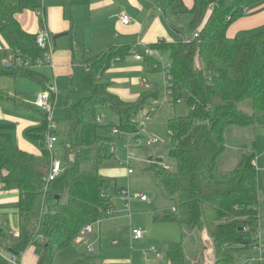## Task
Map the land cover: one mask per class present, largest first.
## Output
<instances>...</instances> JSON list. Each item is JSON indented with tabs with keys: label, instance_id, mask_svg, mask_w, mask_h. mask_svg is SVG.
<instances>
[{
	"label": "trees",
	"instance_id": "1",
	"mask_svg": "<svg viewBox=\"0 0 264 264\" xmlns=\"http://www.w3.org/2000/svg\"><path fill=\"white\" fill-rule=\"evenodd\" d=\"M150 1L178 35L182 33V19L189 16L191 36L143 46H110L74 64L71 80L82 97L72 129L61 144L64 157L57 178L46 181L54 157L44 141L48 132L45 117L40 128L25 133L39 146V155L19 149L11 135L0 132V172L4 173L1 183L16 188L20 230L28 244L43 248L46 264H53L86 226L107 219L113 211L112 198L106 192L107 180L101 171L118 164L114 141L125 135L129 139L141 138V118L137 116L146 106L151 107L152 100L160 98L157 92L147 90L133 101H125L104 81V74L114 62L134 53L141 57L145 72L168 71V104L186 109L185 114L175 112L164 123L170 138L168 157L175 170L164 168L162 161L158 163L152 157L145 167L161 192L174 202V211L156 214L154 223L176 224L181 230V241L167 247L166 259L170 264H199V260L191 259L192 249L186 252L183 243L185 236L197 242L193 237L195 229L210 239L213 264H236L257 240L255 147L244 150L230 171L220 169L219 159L226 151V134L232 127H264V31L244 38L228 35L249 9L263 0H192L190 7L183 0ZM90 3L91 0L64 1L62 15L72 39L76 8ZM41 7L40 0H0V36L14 57L7 64L0 61V77L27 79L46 91V78L34 70L46 50L38 47L36 35L26 33L16 19L23 11H39ZM195 33L197 37H193ZM146 50L167 51L168 66ZM16 59L28 66L17 64ZM246 102L250 109L247 111L241 108ZM102 110L113 113L115 120L104 123ZM72 112L67 107L65 115ZM146 114L152 120L150 110ZM99 116L103 117L101 123L97 122ZM20 246L21 243H11L0 228V264H9L7 258L11 255L19 258L16 249ZM84 261L104 264V257L89 256L71 264Z\"/></svg>",
	"mask_w": 264,
	"mask_h": 264
},
{
	"label": "crops",
	"instance_id": "2",
	"mask_svg": "<svg viewBox=\"0 0 264 264\" xmlns=\"http://www.w3.org/2000/svg\"><path fill=\"white\" fill-rule=\"evenodd\" d=\"M64 1L40 0L42 7L39 11L26 10L16 15L18 23L26 33L36 35L45 32L49 36L51 64L36 66L34 70L46 78V85H53L56 89L58 84L70 86L73 82L71 76L74 64L81 63L110 46L147 45L159 40L175 41L174 31L166 23L162 12L150 0H91L89 6L75 10L72 39L69 35V24L62 15ZM183 2L187 7L192 5V0H183ZM142 11L144 15L138 14ZM138 15H141L142 19H138ZM121 16H127L129 23L122 24ZM261 31H264V0L249 9L244 18L230 28L228 35L244 38ZM55 36L58 37L53 43ZM157 54L159 57V53ZM11 56L9 45L0 36V61L7 64L11 62ZM136 73H141L140 78L134 76ZM145 73L147 72L142 62L131 55L123 61L114 62L103 79L110 84V90L121 99L133 101L140 93L152 88L145 78ZM18 79L0 77V132L11 135L12 139L15 136L16 146L19 149L39 155V149L23 137H26L27 130L40 128L42 124L37 127L36 119L27 120V117L22 115L24 112H20L36 109L33 108V101L28 99L23 101L25 91L18 87ZM143 80L149 84L148 89L144 88ZM258 129L264 130V127H252L256 138V142L253 143L255 147L257 144L259 147L264 146V131L258 132ZM245 148L242 146L234 151L242 153ZM130 150L133 151V148ZM151 154L153 153L142 156L147 158L142 163L143 170L150 157L156 158ZM255 165L256 168H261L258 159ZM3 174L0 172V228L5 233L8 230H15L12 238L19 241L21 231L17 217L18 194L14 186L7 187L1 183ZM101 174L107 180L106 192L113 201L112 213L107 219L91 225V231L85 235L81 234L70 247L60 252L53 264H71L79 259L100 255L104 257V264H170L166 259L167 247L176 241L175 239L171 241V236L163 226L168 224H156L153 221L156 214L164 212L161 194L158 199L154 195L145 196L144 193V198H139L140 193L136 194L130 183L125 185L134 171L133 174L128 175L127 168L121 167V163L103 169ZM123 180L126 182L121 183ZM124 190H128L130 194L129 211H126L117 199ZM173 209L174 205L171 211ZM140 216L143 218L141 219ZM134 228L143 232L141 239L132 238L131 231ZM15 234L18 235L16 238L13 236ZM179 236L181 240L180 228ZM16 251L20 254L19 260L22 264H45L44 250L40 245L29 244L24 250L16 249ZM80 264L90 263L84 261Z\"/></svg>",
	"mask_w": 264,
	"mask_h": 264
},
{
	"label": "rangeland",
	"instance_id": "3",
	"mask_svg": "<svg viewBox=\"0 0 264 264\" xmlns=\"http://www.w3.org/2000/svg\"><path fill=\"white\" fill-rule=\"evenodd\" d=\"M138 14H143L144 11L139 12ZM138 19H142L141 15H138ZM188 23H189V16H185L182 19V22L180 24L181 27V35L177 34L176 32H173L174 34V40L177 41L179 39L186 40L191 36L188 30ZM168 57L169 54L167 51H163L159 53V59L163 62L164 66H168ZM162 72L155 73V74H148L145 73L146 80L150 83L152 86L150 91L157 92L160 94V98L163 96V88H164V80H163ZM137 78H140L141 73L134 74ZM17 80V79H16ZM18 87L22 88L24 92V98L23 101L26 99L33 101L36 98V95L43 92L42 86L39 84L32 82L27 79H18ZM15 82L13 81V84ZM12 87H14L12 85ZM13 89V88H12ZM57 96L54 98V106H53V113L52 118L53 122L56 125L55 135H56V143L53 145V157L55 160L62 162V159L64 157V152L62 149V141H64L72 129V121L75 116V111L78 107L79 100L81 99L82 95L76 90L74 83L72 82L70 86L68 85H57ZM144 92V91H143ZM38 93V94H37ZM249 102L244 103L241 105V108L244 110H250L248 108ZM31 107V106H30ZM67 107H71L74 112L71 113L70 116L65 115V111ZM32 108V107H31ZM36 109L35 107H33ZM150 110V107L146 106L142 113H139L137 116L138 119L143 117L148 111ZM23 113L22 115H25L27 117V120H30L32 118L37 120L38 126L42 124V120H44L45 114L41 110H28L27 111H20ZM176 112L177 115H183L186 113V109L183 106H177L176 108H173L168 103H164L159 111L157 113H151L152 120L143 130L141 138L138 140L131 139V147L133 148L134 157L132 160H130L129 164L127 165L126 162V151L125 146L127 145V142L130 140L126 135L121 136L120 141H114V145H116V151L115 155L118 159V163H121V167L131 168L134 171V174L130 176V179L123 180L121 183L126 182V186L131 184V187L136 194H143L146 195H154V197H158L161 194V198L164 202V211H171L172 205H174V202L168 197H166L157 185V181L150 176V172H147L146 170H143L144 166L142 163L146 161L145 158H142V156L149 155L150 153L152 156L156 157L155 159L159 158L163 162L162 164L168 166L170 170H175V164L174 162L168 157V150L170 146V138L169 133L165 128V121L167 118L171 117ZM100 115H104V123H108L110 121L115 120V116L113 113L107 110H102L100 112ZM43 118V119H42ZM264 130L258 129V132H263ZM130 137V136H129ZM27 141H30L32 145H34L37 149H39V146L36 142L28 139L27 137H23ZM128 138V139H127ZM131 138V137H130ZM149 138H157L158 143L152 146L146 145V140ZM13 140L15 145H17V142L15 140V136H13ZM142 141V142H139ZM254 142H256L255 134L253 135L252 127L248 128H239V127H232L226 134V151L225 153L220 157L219 159V167L222 171H230L232 170L238 161V157L241 154V152H235L237 148H241L242 146L246 147L244 150H249L254 146ZM237 147V148H236ZM264 146L259 147L258 144L255 147L256 152V159L255 161H259V165L261 168H257L258 171V189H259V241L264 243ZM243 151V150H242ZM240 153V154H239ZM150 155V156H151ZM149 157V156H147ZM237 159V160H236ZM149 166L148 164L146 167ZM143 170V173H142ZM139 196V195H138ZM155 199V200H156ZM65 200V198L62 199V202ZM132 202V199H131ZM124 206V205H123ZM125 209V208H124ZM142 219L143 217L140 216ZM164 228L167 229L169 235L171 236V241H174L175 239L176 244L179 243L180 236H179V226L176 224H168L163 225ZM15 230H8L7 236L11 243H19L21 242V246L18 247L19 250H24L27 245V238L23 231H21V240L17 241L12 238V234ZM193 237L197 239V242L191 241L189 237L185 236V239H183L185 251L192 249V257L191 259L199 260V264H213L214 262V255H213V249L211 245V241L208 238L207 235H202L200 233V230L195 229L193 231ZM188 234V233H186ZM258 237V235L256 236ZM119 241V240H118ZM190 241V242H189ZM172 244H175L172 243ZM171 245V244H169ZM156 246H158L156 244ZM129 247V246H128ZM197 252V255L195 256V253ZM45 256V264H46V255L43 251ZM251 255L252 251L248 250L245 251L242 256L245 255ZM190 258V257H189ZM188 258V260H189ZM246 257H242L237 261V264H240L241 261L243 262ZM54 263V262H53Z\"/></svg>",
	"mask_w": 264,
	"mask_h": 264
},
{
	"label": "built area",
	"instance_id": "4",
	"mask_svg": "<svg viewBox=\"0 0 264 264\" xmlns=\"http://www.w3.org/2000/svg\"><path fill=\"white\" fill-rule=\"evenodd\" d=\"M120 21L122 24H127L129 23V18L127 16H121L120 17ZM193 37H197V34L195 33L193 35ZM36 43L38 45V47L42 50H46L45 53L43 54V59L42 60H38L37 62V66H42L43 64L47 63V64H51V50H50V40H49V36L47 35V33L45 32H40L38 34H36ZM143 46V45H141ZM146 53L148 55L151 56H158V54L154 51L151 50H146ZM134 56L136 58V60H141V57L137 54L134 53ZM10 61H14V57L13 55L10 57ZM15 62L19 65L24 64L22 63V61L20 59H16ZM25 66H28V63L24 64ZM163 80H164V88H163V96L162 98H159L157 100H152L151 101V107H150V112H158L160 107L164 104V103H168V101L170 100V87L171 84L169 83V77H168V71H164L163 73ZM142 84L144 86V88L148 89L149 84L143 80ZM57 94V90L56 87L51 85L48 87V90L43 91L42 93L38 94L33 102V105L36 109L41 110L44 114H45V120L47 121V127H48V132L45 133L44 135V141H45V145L47 147V149L51 152L53 150V145L56 143V135L53 133V131L56 130V125L53 122V118H52V113H53V106H54V102L52 101V99L54 100V98L56 97ZM103 117L99 116L97 118V122L101 123ZM151 118L149 115H145L143 117H141V120L139 121V128L141 130V132L143 133V130L145 128H147L148 124L150 123ZM114 134L116 133V130H114L113 132ZM139 138H137L136 140H138ZM131 142L132 140L130 139L127 142V145L125 146L126 149V164L128 165L130 160L133 159L134 157V152L132 150H130L131 147ZM142 142V141H139ZM146 145L148 146H152L155 145L156 143H158V139L157 138H149L146 140ZM164 168H168L167 166L164 165ZM62 171V167H61V162L57 161L55 159L52 160L51 163V167H50V171L49 174L46 178L47 182H51L53 181L55 178L58 177V175L61 173ZM127 174L131 175L133 174V170L131 168L127 169ZM139 198L143 199L144 196L143 194H139ZM118 201L120 203H122L124 205V208L126 211L130 210V194L128 190H124L120 193V195L118 196ZM174 211V209H173ZM91 231V226H86L81 234H88ZM80 234V235H81ZM258 237L257 240L248 247V250L252 251L251 255H247V253H245L244 256L242 257H246L245 260L240 264H264V243L259 241V233L257 234ZM14 238H16L18 235L15 234L13 235ZM131 236L134 240L137 239H141L143 236V232L140 229H132L131 231ZM241 257V258H242ZM240 258V259H241ZM7 261L9 262V264H22L19 260L18 257L16 256H8ZM237 264V263H236Z\"/></svg>",
	"mask_w": 264,
	"mask_h": 264
},
{
	"label": "water",
	"instance_id": "5",
	"mask_svg": "<svg viewBox=\"0 0 264 264\" xmlns=\"http://www.w3.org/2000/svg\"><path fill=\"white\" fill-rule=\"evenodd\" d=\"M57 37H58V36H55V37L53 38V43L55 42V40L57 39ZM9 74H11V72H9ZM157 162H158V163H161V159H158Z\"/></svg>",
	"mask_w": 264,
	"mask_h": 264
},
{
	"label": "bare ground",
	"instance_id": "6",
	"mask_svg": "<svg viewBox=\"0 0 264 264\" xmlns=\"http://www.w3.org/2000/svg\"><path fill=\"white\" fill-rule=\"evenodd\" d=\"M171 82V81H170Z\"/></svg>",
	"mask_w": 264,
	"mask_h": 264
}]
</instances>
